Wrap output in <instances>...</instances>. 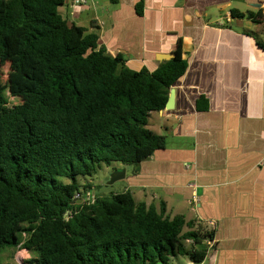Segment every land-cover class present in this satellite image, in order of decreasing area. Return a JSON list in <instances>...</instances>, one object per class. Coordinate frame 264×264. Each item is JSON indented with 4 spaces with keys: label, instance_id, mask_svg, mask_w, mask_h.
<instances>
[{
    "label": "trees",
    "instance_id": "1",
    "mask_svg": "<svg viewBox=\"0 0 264 264\" xmlns=\"http://www.w3.org/2000/svg\"><path fill=\"white\" fill-rule=\"evenodd\" d=\"M65 1L0 0V62L10 63L11 92L24 100L10 107L0 77V254L37 252L28 264L203 263L213 232L129 191L94 193L88 203L91 187L78 183L114 163L136 175L166 148L149 119L188 69L182 42L156 71L132 70L97 34L68 23ZM232 16L264 20L260 11ZM198 109H208L206 99Z\"/></svg>",
    "mask_w": 264,
    "mask_h": 264
},
{
    "label": "crops",
    "instance_id": "2",
    "mask_svg": "<svg viewBox=\"0 0 264 264\" xmlns=\"http://www.w3.org/2000/svg\"><path fill=\"white\" fill-rule=\"evenodd\" d=\"M76 1L61 15L130 69L156 71L179 41L188 62L174 108L149 119L166 148L123 166L120 191L213 232L201 264H264V20L232 16L264 15V0H144L143 16L140 0Z\"/></svg>",
    "mask_w": 264,
    "mask_h": 264
},
{
    "label": "rangeland",
    "instance_id": "3",
    "mask_svg": "<svg viewBox=\"0 0 264 264\" xmlns=\"http://www.w3.org/2000/svg\"><path fill=\"white\" fill-rule=\"evenodd\" d=\"M11 66L10 63L0 62V77L2 86L5 87V96L8 100L10 107L22 104L24 100L19 97H15L10 89V79H11ZM123 168L121 163H114L112 166H103L97 174L92 177H78V183L83 186H90L91 190L97 196H110L112 193L121 192V183L116 182L113 185H108V181L111 173L114 169ZM63 181H68L67 179H62ZM88 189L87 191H89ZM188 228H185V231ZM37 257V252H28L24 249H6L5 252L0 254V264H24L31 261L33 258ZM189 259L186 257H179L175 260L174 264H188Z\"/></svg>",
    "mask_w": 264,
    "mask_h": 264
},
{
    "label": "water",
    "instance_id": "4",
    "mask_svg": "<svg viewBox=\"0 0 264 264\" xmlns=\"http://www.w3.org/2000/svg\"><path fill=\"white\" fill-rule=\"evenodd\" d=\"M174 57H175L174 53L169 54V55H163L162 56V60L164 62H166V61H169V60L173 59ZM175 96H176V90L174 88H171L168 102L166 104L165 109H163L162 111H164V110L170 111V110H172L174 108ZM126 175H127L126 168L114 169L113 172L110 175V178H109V181H108V185H113V184H115L118 181L126 179Z\"/></svg>",
    "mask_w": 264,
    "mask_h": 264
},
{
    "label": "built area",
    "instance_id": "5",
    "mask_svg": "<svg viewBox=\"0 0 264 264\" xmlns=\"http://www.w3.org/2000/svg\"><path fill=\"white\" fill-rule=\"evenodd\" d=\"M77 4H86V1L85 0H77L76 1ZM80 195H77V198H79ZM85 200L88 202V203H93L95 201V194L94 192H92L91 190L87 191L86 195H85ZM26 264V263H24Z\"/></svg>",
    "mask_w": 264,
    "mask_h": 264
}]
</instances>
